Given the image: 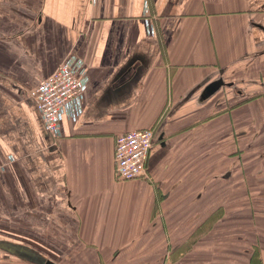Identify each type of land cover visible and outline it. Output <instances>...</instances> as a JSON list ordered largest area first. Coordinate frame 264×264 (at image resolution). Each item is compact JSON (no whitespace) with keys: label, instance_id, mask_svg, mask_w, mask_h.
<instances>
[{"label":"crops","instance_id":"obj_1","mask_svg":"<svg viewBox=\"0 0 264 264\" xmlns=\"http://www.w3.org/2000/svg\"><path fill=\"white\" fill-rule=\"evenodd\" d=\"M71 55L53 137L29 91ZM0 264H264V0H0Z\"/></svg>","mask_w":264,"mask_h":264},{"label":"built area","instance_id":"obj_2","mask_svg":"<svg viewBox=\"0 0 264 264\" xmlns=\"http://www.w3.org/2000/svg\"><path fill=\"white\" fill-rule=\"evenodd\" d=\"M86 84L83 61L76 55H71L29 91L30 98L40 112L45 130L53 137L59 135V124L64 116L75 121L81 113ZM152 145L151 129H136L118 134L113 152L115 177L123 181L147 177V160Z\"/></svg>","mask_w":264,"mask_h":264}]
</instances>
